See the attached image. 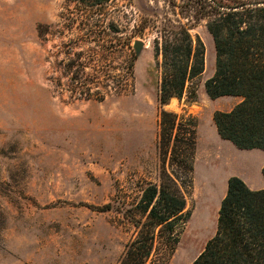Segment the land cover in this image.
I'll list each match as a JSON object with an SVG mask.
<instances>
[{
  "label": "rangeland",
  "instance_id": "obj_1",
  "mask_svg": "<svg viewBox=\"0 0 264 264\" xmlns=\"http://www.w3.org/2000/svg\"><path fill=\"white\" fill-rule=\"evenodd\" d=\"M91 1L0 0V264H118L137 234L125 208L163 170L188 180L158 153L157 34L135 31L146 18L140 8L156 21L174 20V11L166 0ZM190 34L204 45V72L192 83L197 100L164 107L196 124L189 217L174 250L156 240L146 264L197 258L216 233L229 178L264 188V152L217 134L213 114L240 99L207 97L213 40L204 24ZM137 40L144 48L130 68ZM106 204L112 210L101 212Z\"/></svg>",
  "mask_w": 264,
  "mask_h": 264
},
{
  "label": "trees",
  "instance_id": "obj_2",
  "mask_svg": "<svg viewBox=\"0 0 264 264\" xmlns=\"http://www.w3.org/2000/svg\"><path fill=\"white\" fill-rule=\"evenodd\" d=\"M103 1L91 3L99 6ZM166 4L174 11V20L156 21L150 10L140 8L146 18L135 31L142 35L151 27L157 34L153 55L160 71L158 153L161 158L169 155L170 165L178 164L188 180L183 182L163 170L159 183L146 184L137 204L125 208L124 217L137 234L125 245L118 264H146L156 240L174 250L178 230L189 217L186 190L191 183L196 124L193 117L183 120L184 115L164 107L173 99L197 100L192 83L204 72V45L190 31L199 25L204 24L215 50L214 74L204 83L207 97L241 98L229 112L213 114L218 136L239 150L264 152V0H166ZM131 52L130 68L135 60ZM183 121L187 128L180 134ZM112 208L106 204L100 211ZM191 264H264V188L253 191L237 177L228 179L216 233Z\"/></svg>",
  "mask_w": 264,
  "mask_h": 264
},
{
  "label": "water",
  "instance_id": "obj_3",
  "mask_svg": "<svg viewBox=\"0 0 264 264\" xmlns=\"http://www.w3.org/2000/svg\"><path fill=\"white\" fill-rule=\"evenodd\" d=\"M144 48V44L141 41H134L132 44V50L135 56H139L142 49Z\"/></svg>",
  "mask_w": 264,
  "mask_h": 264
},
{
  "label": "crops",
  "instance_id": "obj_4",
  "mask_svg": "<svg viewBox=\"0 0 264 264\" xmlns=\"http://www.w3.org/2000/svg\"><path fill=\"white\" fill-rule=\"evenodd\" d=\"M240 100H238V101H236V103L228 110V111H226V112H229L236 104H238L240 101H241V98H239ZM174 100H176V99H174ZM250 189V188H249ZM251 190V189H250ZM261 190V189H260Z\"/></svg>",
  "mask_w": 264,
  "mask_h": 264
}]
</instances>
